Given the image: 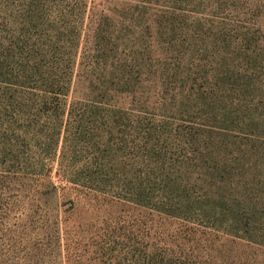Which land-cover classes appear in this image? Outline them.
Segmentation results:
<instances>
[{
	"label": "rangeland",
	"instance_id": "rangeland-1",
	"mask_svg": "<svg viewBox=\"0 0 264 264\" xmlns=\"http://www.w3.org/2000/svg\"><path fill=\"white\" fill-rule=\"evenodd\" d=\"M0 264H264V0H0Z\"/></svg>",
	"mask_w": 264,
	"mask_h": 264
}]
</instances>
